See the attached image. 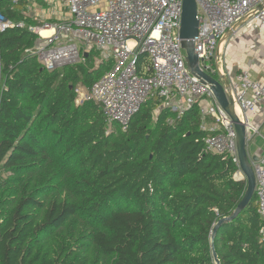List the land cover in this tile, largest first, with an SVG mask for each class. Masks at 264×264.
Masks as SVG:
<instances>
[{
	"label": "trees",
	"instance_id": "16d2710c",
	"mask_svg": "<svg viewBox=\"0 0 264 264\" xmlns=\"http://www.w3.org/2000/svg\"><path fill=\"white\" fill-rule=\"evenodd\" d=\"M0 15V264H216L213 228L247 182L231 157L205 152L201 101L180 114L151 96L108 133L102 105L78 104L77 89L113 58L93 49L48 70L29 0H0ZM137 60L150 76L148 55ZM256 199L218 228L221 264H264Z\"/></svg>",
	"mask_w": 264,
	"mask_h": 264
},
{
	"label": "built area",
	"instance_id": "2783aa9c",
	"mask_svg": "<svg viewBox=\"0 0 264 264\" xmlns=\"http://www.w3.org/2000/svg\"><path fill=\"white\" fill-rule=\"evenodd\" d=\"M62 1L68 11L65 19L33 28L45 41L39 44L36 54L48 70L75 64L83 59L76 44L79 40L82 52L97 49L102 59L113 58L112 68L93 84L88 94V100L102 105L110 126L108 133L113 123L126 130L151 96L163 97L165 105L180 114L205 100L206 104L200 108L201 128L210 130L203 139L205 152L228 155L238 167L235 177L246 179L240 167L233 123L211 89L188 69L179 36L183 0H107L106 10L100 7L106 0ZM197 4L199 27L193 41L204 70L214 69L211 59L233 25L248 18L264 25V0H197ZM9 26L0 15V31ZM42 28H53V35L43 37ZM57 33L65 35L62 40ZM139 54L148 55L150 76L138 74ZM232 90L241 116L249 124V114L264 102V81H253L250 72L242 69L232 83ZM209 119L214 126L208 125ZM253 169L256 204L263 220L260 233L264 238V155L253 161Z\"/></svg>",
	"mask_w": 264,
	"mask_h": 264
},
{
	"label": "water",
	"instance_id": "95a60500",
	"mask_svg": "<svg viewBox=\"0 0 264 264\" xmlns=\"http://www.w3.org/2000/svg\"><path fill=\"white\" fill-rule=\"evenodd\" d=\"M198 27L199 19L197 0H183L179 36L182 48L185 51L188 69L193 77L211 89L217 102L233 123L236 131V144L240 167L247 182L245 194L236 209L230 216L221 218L212 231L213 256L216 264H221L218 253L215 249L214 238L217 234L218 228L224 222H228L236 218L251 203L256 190V177L253 169V161H257L258 158L250 155V152L248 151L249 124L242 118L241 115H239L237 111L239 106L237 105L233 94L232 82L227 75L223 73L220 65L218 64L219 56L217 55V49L215 56L211 59L212 61L215 60L214 69L207 68L204 70L200 66V60L195 52L193 41V38L198 34Z\"/></svg>",
	"mask_w": 264,
	"mask_h": 264
},
{
	"label": "crops",
	"instance_id": "0c3cea01",
	"mask_svg": "<svg viewBox=\"0 0 264 264\" xmlns=\"http://www.w3.org/2000/svg\"><path fill=\"white\" fill-rule=\"evenodd\" d=\"M31 15L35 16L34 12ZM217 55L218 64L232 83L242 69L250 72L253 81H264V25L254 18L236 23L222 39ZM208 125H215L212 119ZM248 151L258 159L264 155V102L249 114Z\"/></svg>",
	"mask_w": 264,
	"mask_h": 264
},
{
	"label": "rangeland",
	"instance_id": "374dc122",
	"mask_svg": "<svg viewBox=\"0 0 264 264\" xmlns=\"http://www.w3.org/2000/svg\"><path fill=\"white\" fill-rule=\"evenodd\" d=\"M100 7L106 10L108 8V1L107 0L104 1L100 5ZM29 9H30L31 14L32 12H34V14L38 16V18L42 21V25H44L45 23H49V22H51L50 24L52 25L56 24V22L59 23L63 19H65V17L67 16V12H68L65 3L62 0H29ZM57 34L59 35L61 40L65 36V35H62L61 33H57ZM40 42L42 44L45 43L44 40ZM76 44L78 45L80 52H82L81 41L76 40ZM99 65H100V59H99V56L97 55L95 57V66L98 67ZM77 92H78V99H77L78 104H81L83 101L88 100V94L90 92V89L82 85H79ZM178 103H180V100H178ZM203 104L204 105L206 104L205 100L201 101V105Z\"/></svg>",
	"mask_w": 264,
	"mask_h": 264
},
{
	"label": "bare ground",
	"instance_id": "6f19581e",
	"mask_svg": "<svg viewBox=\"0 0 264 264\" xmlns=\"http://www.w3.org/2000/svg\"><path fill=\"white\" fill-rule=\"evenodd\" d=\"M54 33V30H53V28H48V29H44V28H42L41 30H40V34L43 36V37H49V36H51V35H53V33ZM52 33V34H51ZM51 34V35H50ZM237 111H238V113H239V115H241V110L239 109V107L237 108Z\"/></svg>",
	"mask_w": 264,
	"mask_h": 264
}]
</instances>
